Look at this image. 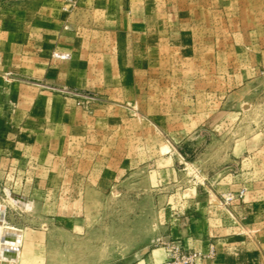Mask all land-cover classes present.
<instances>
[{
  "label": "rangeland",
  "instance_id": "1",
  "mask_svg": "<svg viewBox=\"0 0 264 264\" xmlns=\"http://www.w3.org/2000/svg\"><path fill=\"white\" fill-rule=\"evenodd\" d=\"M188 2L178 29L130 36L75 0H0V204L23 232L10 264H171L174 246L264 264L234 211L264 154V0ZM223 221L247 242H217ZM187 224L207 225L205 248L177 237Z\"/></svg>",
  "mask_w": 264,
  "mask_h": 264
},
{
  "label": "crops",
  "instance_id": "2",
  "mask_svg": "<svg viewBox=\"0 0 264 264\" xmlns=\"http://www.w3.org/2000/svg\"><path fill=\"white\" fill-rule=\"evenodd\" d=\"M64 1L62 0V2ZM237 1L235 0V3L243 4V0ZM75 3L76 14L85 16L86 19L92 16L96 21L119 22L106 27L112 29L123 28L129 31L130 36H145L147 35L146 31L150 29H161L164 21L170 23L171 30L178 29L180 19L185 18L182 15L180 16L179 5L189 2L188 0H75ZM168 3L170 12L163 13V5ZM153 8L154 12H152ZM188 18L187 16L186 19ZM100 27H102V24H100ZM256 149L257 153L252 155L250 170L247 172L250 176L245 178L248 180V189L243 202L235 206L234 211L237 214H244L245 218L249 219L250 226L256 228L254 234L251 232L250 243L255 242L256 245L260 244L264 247V154L260 155L258 147ZM211 193L210 190L208 192L202 190V193L196 194V199L199 202H196L194 207H198V210L201 208L204 214L211 210V206H213V204H210L213 195ZM205 222L206 217L204 215ZM202 227L197 231L190 229L188 224L186 227L181 226L177 229V237L182 238L188 246L205 248L212 239L209 230H207V225L204 224ZM236 229L237 227L229 222H221L217 227L219 232H215L219 237L215 240L222 245L232 243L243 245L248 238L239 235ZM191 230H193L192 233ZM243 238L246 240H243ZM155 251L158 257L165 255L164 249L157 248Z\"/></svg>",
  "mask_w": 264,
  "mask_h": 264
},
{
  "label": "water",
  "instance_id": "3",
  "mask_svg": "<svg viewBox=\"0 0 264 264\" xmlns=\"http://www.w3.org/2000/svg\"><path fill=\"white\" fill-rule=\"evenodd\" d=\"M8 196L18 202H27L30 203V199L16 194L14 192H9ZM4 209L0 207V219H3L4 216ZM0 258L2 259L1 264H5L6 260L14 261L16 259V252L5 245V243H15L16 242V233L12 230H9L7 228H4L2 231H0Z\"/></svg>",
  "mask_w": 264,
  "mask_h": 264
},
{
  "label": "bare ground",
  "instance_id": "4",
  "mask_svg": "<svg viewBox=\"0 0 264 264\" xmlns=\"http://www.w3.org/2000/svg\"><path fill=\"white\" fill-rule=\"evenodd\" d=\"M4 190H5L6 196L9 198L7 200H10V202H12L14 204H18V205H20L23 208H27V209L29 208L30 203H27V202H18V201L14 200V199H12V198H10L8 196V193L10 192L8 189L5 188ZM0 207L2 209H4L5 208V205L0 204ZM4 228H7L9 230H12V231H14L16 233V242L15 243H12V244L11 243H5V245L8 246L9 248H11L12 250H14L16 252V259L14 261H17L18 258H19V255H20V245L22 243V237H23L22 229H20L18 227H15L13 225H8L4 221V218L3 219L1 218L0 219V231H2ZM0 244H2V243L0 242ZM14 261L6 260V263L5 264H10V263H12ZM1 262H2V259L0 258V264H1Z\"/></svg>",
  "mask_w": 264,
  "mask_h": 264
},
{
  "label": "built area",
  "instance_id": "5",
  "mask_svg": "<svg viewBox=\"0 0 264 264\" xmlns=\"http://www.w3.org/2000/svg\"><path fill=\"white\" fill-rule=\"evenodd\" d=\"M15 1H22V0H15ZM71 1V0H66ZM173 253L170 254V257L173 258L171 264H196L197 261L203 258H211L213 256V249L209 248L206 253H202L196 250H179L178 246L173 247Z\"/></svg>",
  "mask_w": 264,
  "mask_h": 264
}]
</instances>
